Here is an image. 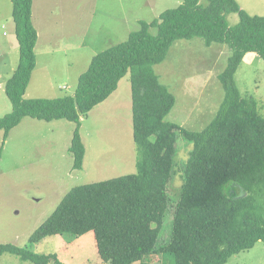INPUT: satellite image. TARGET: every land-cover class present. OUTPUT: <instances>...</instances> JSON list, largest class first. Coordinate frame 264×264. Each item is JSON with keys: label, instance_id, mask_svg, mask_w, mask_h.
Returning a JSON list of instances; mask_svg holds the SVG:
<instances>
[{"label": "trees", "instance_id": "1", "mask_svg": "<svg viewBox=\"0 0 264 264\" xmlns=\"http://www.w3.org/2000/svg\"><path fill=\"white\" fill-rule=\"evenodd\" d=\"M11 4L19 56L4 82L11 103V110L0 116L4 138L27 116L73 121L68 151L72 169H80L85 152L79 134L82 118L129 72L132 134L138 151L135 172L70 188L31 233L28 245L64 232H92L98 256L106 264H131L155 253L172 256L174 264H223L264 242V117L253 97L240 94L234 79L247 52L264 61V15L248 14L236 0H208L205 5L181 0L149 22L141 20L140 28L124 41L94 54L72 94L24 98L36 65L37 31L31 20L32 0ZM231 12L238 14L233 26L226 20ZM193 37L206 45L225 44L231 51L218 75L222 101L199 131L164 119L174 96L153 70L175 40ZM179 135L192 148L183 167L169 237L160 245ZM4 252L33 264L60 263L56 254H39L28 246L0 243V255Z\"/></svg>", "mask_w": 264, "mask_h": 264}, {"label": "rangeland", "instance_id": "2", "mask_svg": "<svg viewBox=\"0 0 264 264\" xmlns=\"http://www.w3.org/2000/svg\"><path fill=\"white\" fill-rule=\"evenodd\" d=\"M205 5L208 0H198ZM248 14L264 15V0H236ZM53 40L46 51L35 52L24 98H53L72 94L79 74L92 56L124 41L140 21H151L181 0H40ZM33 4V2H32ZM11 0H0V116L11 110L4 82L18 62V44L11 18ZM49 12V14L47 13ZM229 26L238 14L228 13ZM152 34L156 28H150ZM41 34H43L41 32ZM231 51L225 44L206 45L200 37L175 40L163 61L153 65L158 80L174 96L166 121L199 131L215 116L224 90L218 75ZM11 68V69H10ZM240 94L253 97L264 117V61L247 52L235 75ZM73 121L24 117L4 138L0 130V243L28 248L39 254H56L59 264H106L96 251L92 232H64L28 245L31 233L49 216L73 186L101 181L136 171L138 151L133 141L129 72L104 101L82 118L79 134L85 147L82 167L72 169L68 151ZM192 143L179 135L172 178L168 183L169 207L159 244L169 237L170 219L183 183L182 172ZM169 224V225H168ZM0 264H33L4 252ZM48 264H55L50 262ZM131 264H174L172 256L152 254ZM223 264H264V242L240 251Z\"/></svg>", "mask_w": 264, "mask_h": 264}, {"label": "crops", "instance_id": "3", "mask_svg": "<svg viewBox=\"0 0 264 264\" xmlns=\"http://www.w3.org/2000/svg\"><path fill=\"white\" fill-rule=\"evenodd\" d=\"M32 2L33 4H32L31 20L37 31V40L34 47V51L35 52L39 51V48L41 46H43V49H41L40 51H46V46H48V44L50 43H52L53 45L54 43L52 42L53 40L49 39L50 36L46 37V33L51 31V29L46 27V24H48L47 23L48 16L46 13H42L39 11V9L44 8L43 5H40L41 4L40 0H32ZM47 13L49 14V12ZM41 32L43 34H41Z\"/></svg>", "mask_w": 264, "mask_h": 264}]
</instances>
